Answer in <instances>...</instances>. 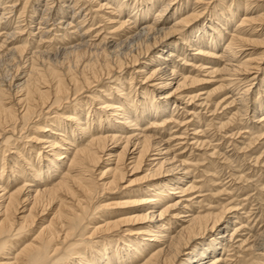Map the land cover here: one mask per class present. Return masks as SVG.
<instances>
[{
	"label": "bare ground",
	"instance_id": "6f19581e",
	"mask_svg": "<svg viewBox=\"0 0 264 264\" xmlns=\"http://www.w3.org/2000/svg\"><path fill=\"white\" fill-rule=\"evenodd\" d=\"M5 1L0 0V264H264V225L253 228L252 222L240 221L244 213L238 204L190 211L192 199L184 196L196 186L193 180L184 185L191 164L177 158L168 141L143 127L147 121L156 125L166 120L170 106L186 100L187 89L204 81L180 74L182 65L190 66L196 54L217 58L213 73L229 77L223 74L226 78L217 89L237 80L258 79L264 68L260 64L264 51L258 52L264 48V32L258 33L254 25L264 22L263 11L253 15L246 2L242 16L243 4H238L237 10L230 5L227 10H213L206 20L194 9L179 12L187 5L183 0H134V5L131 0H99L100 9H109L115 16L95 29L89 23L94 18L86 24L89 8L77 7L80 0H64L58 6L41 0L34 6L31 0L5 6ZM94 1L98 0H90ZM173 3L178 9L172 11ZM8 13L18 15L15 28H9ZM27 13H32L30 21L23 26ZM52 13L59 17L49 24ZM35 15L44 28L34 26ZM25 30L39 39L38 45H47L35 47L21 39ZM131 68L137 75L128 73ZM137 77L153 82L154 90L148 85L134 93L128 90L126 83L134 89ZM259 81L255 96L248 84L239 90V106L232 112L233 121H243L232 135L248 128L252 143L263 136L260 128L258 133L251 125L264 119V103L249 106L252 100H263L264 77ZM91 91L97 94L89 100H98L95 103L101 106L95 111L83 96ZM221 105L214 104V111ZM245 120H251L249 127L244 126ZM227 124L222 123L221 129ZM23 144H29L26 151L21 150ZM130 171L139 173L131 179ZM131 189L136 199L116 200ZM173 198L179 200L164 204ZM130 204L134 214L113 218L116 211L125 213L121 206ZM247 225L253 231L247 232ZM244 230L246 234H237ZM231 247L232 260L227 254Z\"/></svg>",
	"mask_w": 264,
	"mask_h": 264
},
{
	"label": "rangeland",
	"instance_id": "374dc122",
	"mask_svg": "<svg viewBox=\"0 0 264 264\" xmlns=\"http://www.w3.org/2000/svg\"><path fill=\"white\" fill-rule=\"evenodd\" d=\"M14 1H12V0H6L5 1L6 2L5 6L6 5L9 6V5H12L14 3L17 6H20L21 1H23V0H17L15 2ZM41 1L42 2L43 1L48 2L49 4L52 3L54 6H58V5H61V3L64 0H41ZM100 1H102V0H100ZM133 1L131 0L129 2L130 3L132 2V4L134 5L135 4V1L134 2ZM183 1L184 2H187V5H186V7H184L185 9L183 7L179 8V12H182V13L190 12V13H192V11L197 10V11H199V12L202 13L201 14V15H203V17H201L202 19L203 18L206 19V17H207L206 20H208L209 15H210V13L213 10L219 11V9L220 10L221 9H226V8L228 9L229 8V5L231 6L230 9L237 10L238 4H243V3H246V2H249V4H251L249 6H251V9L250 10H251V12H252L253 15H255V14L258 15V14H263L264 13V0H253L255 2H253L252 0H250L251 2L249 0H243V1L242 0H234V1L233 0H221V1L218 0L219 3H218V1L216 2V0H205L204 1V2H206L205 4L202 3V1L199 2L197 0H183ZM256 1H257V3H256ZM260 1L262 2L263 6H262V4H260L261 3ZM35 3H36V0H31V3L30 4L34 6ZM97 3H99V0L98 1H94V2H90V0H85V1L84 0H80L79 4L77 6V7L83 8V9H88L89 8V10L91 11V13H86V15H87V18L89 17L90 19L88 18L86 20V24H88V22L91 19L94 18L89 23H92L93 22L95 24L94 27H96L95 29L100 28L101 26L104 27V25L107 23L106 20H108V18L111 17V15H112V12L110 14V11L111 10H109V9H105V10L104 9H100V7L98 6ZM174 3L171 5L172 11L178 9V8H176L177 6L174 5ZM253 5H255V6H253ZM260 6H262L261 7L262 9L260 8ZM93 7H95V8H93ZM243 7H244V4H243L242 8ZM244 8L242 9L240 16H242V14H243V12L245 10ZM101 11H102V13H101ZM258 11H259V13H258ZM262 11H263V13H262ZM106 12L107 13L109 12V13L107 14ZM10 14L8 13L7 14V17H8L9 22H10L9 23V28L12 29V28H15L17 26L15 23L18 21V19H17L18 18V15H15V13H14V15H13V13L11 15ZM31 14L32 13H30V14L27 13L26 18L28 20L27 21H24L25 24H23L24 22L21 23V25L24 26V25H26V24L29 23L28 21H30V18L28 16H31ZM52 14H54V15H52V17L50 19L51 21H50L49 24H53V22H55V20L58 19V17H59L58 16L59 13H56V16H55V13H52ZM92 15H93V17H92ZM112 16H115V15H112ZM104 18H105V20H104ZM116 19H118V18H116ZM12 20L15 21V22H11ZM99 21H101V22H99ZM33 22L35 23L34 26H36V28L37 27L38 28H40V27L41 28H44L45 27L43 24L41 25L39 23V22H41L40 21V16L35 15V19H34ZM169 22L172 23V20H170ZM11 23H13V24L11 25ZM259 23L260 22L256 23L257 25L255 24L254 26L257 27L256 30H257L258 33H263L264 32V22L263 23L261 22L262 25L259 24ZM86 24H84V25H86ZM168 25H169V23H168ZM25 31L21 35V39L23 38L24 40H27L29 43L34 44L35 47H44V45H47V44H42V46L38 45V43H39L38 40L39 39L36 36H34V34L31 33V31H27V30H25ZM103 32H105V30H103L101 33H103ZM24 33H25V35H24ZM31 34H32V36H31ZM56 34H58V33H56ZM59 34H61V32ZM27 35H28V38L25 37ZM263 36H264V33H263ZM29 38H31V39H29ZM182 47L184 49L186 48L185 45H183V44H182ZM222 47L223 46H221L220 49H223ZM250 48H251L250 46H247L248 51L250 50ZM261 51H264V48L263 49L260 48L258 50V52H261ZM191 52L193 53L194 51H191ZM191 52H187L188 54H186V55H189V53H191ZM194 54H196V52H194L193 55ZM196 57H198L197 58V62L195 61L196 59H194ZM196 57H193L194 60L193 59L191 60V57H189V56L186 57L189 60H191L189 62L191 64L190 66H192L195 69H193L189 65H187L185 67H184V65H182L184 67V69H183V67H181L180 74L184 73L185 75L194 76V77H196L198 79H204V81H205V77H206V81L207 80L208 81L207 82L201 81V82H199L200 84L197 83V84L193 85L195 87V89H194V87L187 89V92L185 93L186 94L185 97L187 99L186 100H183L182 102H181V100H178V102H177V106L178 107L176 105H171L170 106V112L171 113H170V116L168 115V118H166V120H164L165 119L164 118L163 120H161V122L159 121L158 124H156V125L149 124L148 123L149 121L144 122L145 125L143 127L145 129L144 128L143 129H144V131L146 130L145 131L146 133H149L150 132L149 134H154V135L156 134L155 136H157V138H162L163 140L168 141L170 143V147H171L173 153L176 154V155L178 154L177 155V158L180 157L179 159H182V160H185L186 159L188 165L190 166V164H191V167L190 168H191V171L192 172H191L190 178L187 179V183L184 185V187H187L191 183L194 182V184L196 186V188H194L193 190H190L189 192H187L189 195L186 193L187 196H184V198H190V199H192V202L189 201L191 203L186 202V203H189V205L191 204V206L189 208L190 211L191 210H197V211L200 210L201 212H203V211H208L210 209V207L213 210H219L222 206H225V204L226 205H230V206H232L234 204L235 205L238 204L239 205L238 207L240 208L239 210L244 213V215H242V218L243 219H241L240 221H243L244 220V223L248 221L247 223H250V224L252 222V224L250 226H252L253 228H255V226H258V228H261L264 225V222L263 223L261 222L263 220V218H264V201H261V199H260V198H264V196H263L264 195V185H263L264 184V163H262V162H264V137H263L264 136V130H263L264 129V123H262V122H264V119H263V116H262L261 119H259L257 123H254V124L251 125L252 128L254 126V128L258 129L257 130L258 133H259V128H260L261 129L260 130L261 131L260 134H263V136H260L261 138L258 137L257 141L255 142V140H256L255 139L253 141V143H252V141L249 140V136H248L249 134H248V132L246 133V131L249 130L248 128L247 129L246 128H243L242 130H240L241 131L240 135L239 134H236L235 136L232 135V134L237 133L238 132V128H240V127L243 126V121L242 122L240 120L239 121L238 120H234L233 121L232 116H233V113H235V110L237 109V106H239L238 105L239 104L238 101H239V96L241 95L239 93V90L241 89L240 92H242L244 89H246V86L248 84L249 88L253 91L252 92L249 89V93H251V94L253 93L252 96H255L256 95L255 90H257L258 85L260 83L259 80L264 77V68L262 69V71H260L258 73V77H257L258 79L254 80V81H250L251 83L249 81H247V80H244V81L243 80L242 81H238L237 80L235 84L228 85L229 87L228 86H225L223 88L217 89L218 86L220 85V83L224 81L222 79V77L224 75H226L224 73H223L224 74L223 75L221 72H214L213 73L214 69H216L215 67H218V65L216 64L217 62H215V60L217 58H209V57H207L205 55L202 57V55H197V54H196ZM181 58H183V56ZM142 60L145 61L146 59L145 60L142 59ZM143 61H140V62H143ZM196 64H197V66H196ZM205 64H206V66H204ZM260 64L263 67L264 66V61H262V63H260ZM199 67L202 68V72H201V69ZM205 67H207V68H205ZM209 67L210 68L212 67V69H210ZM187 68L188 69H191V70H188ZM210 70H212V71H210ZM182 71H184V72H182ZM199 71L201 72V74H200ZM208 71L210 72V74H209L210 77L208 76ZM134 72H135V70H132V68L129 69V71H128V73H130V74L131 73L132 74H135ZM218 73H220V74H218ZM135 75H137V74H135ZM181 76L182 75H180V77ZM226 77L229 78L227 75H226ZM226 77L224 76L223 78H226ZM213 79H215L217 82L215 80H213ZM219 79H221V81ZM127 81L128 80H126V82ZM202 82H204V83H202ZM132 83L134 85V89H130L129 81H128V83H126V87H128V90H132L133 93L136 92L134 90L142 89L141 87H148L149 86L148 87L149 90L150 89L152 91L154 90L153 87L150 86L153 82L146 81V80L143 81L139 77H137L136 79H134ZM110 84L111 83L109 81H107V86L108 85L110 86ZM135 87H136V89H135ZM243 87H245V88H243ZM96 89H98L100 91L102 89V86L101 87H98ZM103 89H105V88H103ZM165 90L167 92V91H170L171 88H168V89H165ZM192 90L195 91V92H193ZM155 92L156 93H161L162 90L161 91L160 90L159 91L158 90H155ZM207 92H209V93H207ZM260 92H261L260 93V96L263 95L262 96L263 100L262 99L257 100L258 103L256 102V100H254V101L252 100L251 103L249 104L250 108H254L256 105H260V104L264 103V88H262L260 90ZM94 93L97 94L96 91H93V92L91 91V92L84 93L83 96L85 98L84 100L85 101H88L89 105L91 106V109L93 108L94 111H95V110H97V108H99L101 106L99 104H96L97 102H99L98 100H95V101H92L91 99L89 100L88 96H91ZM201 93H203V94L206 93V95L205 94L203 95L205 97L202 98V94ZM196 94H198V95L201 94L200 95L201 98H198V99L196 98L193 102L187 101L188 99H190L192 96H194ZM225 94H226V96H225ZM86 95H87V97H86ZM99 95H101V93ZM114 96H115V94L112 95V96H110V100H113L111 98H114ZM260 96L258 95V97H260ZM102 97H104V96L102 95ZM134 98L136 99V98H139V97L136 95ZM224 98L226 99V101H225ZM234 98L236 99V102L231 103L232 100H234ZM199 99H202V100H199ZM222 100H223V102H222ZM91 101H92V103H91ZM185 101L187 102V104H185ZM202 101H205V102L203 104H201ZM215 102L216 103H219V105H221V104L222 105L219 106L217 108V110L214 111L215 106H213V105L214 104L216 105ZM237 102H238V104H237ZM192 103H193V105H192ZM195 103L196 104L199 103L198 104V107H197V105ZM206 103H208V105ZM201 105L203 107H201ZM171 107H173L174 109L171 108ZM178 108H180V109H178ZM184 108H186V110ZM223 108H224V111H226L227 109L228 110L226 112H224L223 111ZM233 109H234V111H233ZM191 111H194V114L195 115L193 113H191ZM229 111H230V113H229ZM172 113H173L174 116L172 115ZM176 113H177V115H176ZM175 119H177V120H175ZM248 121L251 122V120H248ZM248 121L247 120L244 121V123H248V124H245L244 126H246V125H247V127L250 126V124H249ZM174 122L176 123V125H175ZM186 122H188V124ZM221 122L222 123H228V124L224 128L221 129V125H222ZM179 123H180V125H179ZM160 124H162V125H160ZM164 125H166V126H164ZM245 129H246V131H245ZM256 129H254V130H256ZM196 132H197V134H196ZM184 134H185L186 138H185ZM199 134L204 135V136H201ZM179 136L182 137V140H181V138H179ZM247 136H248V138H247ZM255 137H257V135H255L254 138ZM177 138H178V140H176ZM200 138H201V140H200ZM197 141H198V143H197ZM201 141H203V143L205 145H203V143ZM208 142H211L212 144H210ZM22 143H23V141H22ZM29 143L30 144H33L31 142H29ZM28 145L29 144H23V145H21V147H22V148L20 147L21 150L27 149ZM199 145H201V146H199ZM213 149H215V150H213ZM119 150H120V148H118V151ZM212 151H214L213 154H212ZM31 152L32 151H30V153ZM217 153H219V154H217ZM26 154L29 156L28 153H26ZM214 154H215V157H213ZM226 156H227V158L228 157L229 158L227 159ZM106 157H107V155H106ZM258 158H259V160H258ZM211 159L214 160V161L212 162ZM35 160L37 162V160H39L38 157H36ZM197 163H198V166H197ZM129 173L130 174L127 175V177L133 179V178H135L138 175L139 172L132 173V171H130ZM241 176H243V178H241ZM249 176H250V178H249ZM128 178H126V179H128ZM218 178H220V179H218ZM192 180H193V182H192ZM231 188H232V190H231ZM216 189L218 190V192H217ZM221 190H223V191H221ZM133 191L134 190H132V189L129 190V191H126V195L124 194L125 192L122 195H120V196L118 194L117 197H116V200H118V201H124V200L136 199L137 195L132 194ZM129 193H130V195H129ZM218 193L221 194V195L219 196ZM232 193H233V195H232ZM181 194L182 193H180L179 195H181ZM247 195H249V196H247ZM231 196H234V197H231ZM209 197H211V198H209ZM205 198H206V200H205ZM227 199H228V201H227ZM177 200H179V199H175L174 200V198H173V199L165 202L164 204H167L168 205L170 203H174ZM202 200H203V204H202ZM232 201H233V203H232ZM210 203H211V205H210ZM206 204H208L209 206L206 205ZM212 206H213V208H212ZM133 207H134L133 204L132 205L130 204V205L121 206L120 209H123L124 208L126 210L125 213H120L121 210L118 211V212L116 211L114 213V215H113V218L114 217L129 216V215L134 214V210H133L134 208ZM130 208H133V209H130ZM241 208H244L243 209L244 211ZM245 216H247V219H246ZM169 219L173 223L175 222V219H171V218H169ZM249 220H251V221H249ZM180 222L181 221H179L177 224H175L174 227H177V225L179 226V224H181ZM253 223H254V225H253ZM258 223H259V225H258ZM237 224H238V227H239L240 224L239 223H237ZM250 226L247 225V227H246V228H248L247 229V232H249L250 229L252 228ZM253 228L251 229V231H253ZM241 232H244V234L247 233L244 230V231L238 232L237 234H242ZM240 238H242V236L241 237H238V239H240ZM235 240H237V238ZM232 249L233 248L231 247L230 248L231 251L230 250L228 251L229 253L227 251H224L223 253L227 252V254H230L231 255V252H232V255H233V253L235 255V252H234L235 250H232ZM233 258L234 257L232 256L231 257V260ZM232 264H235V263H232Z\"/></svg>",
	"mask_w": 264,
	"mask_h": 264
}]
</instances>
